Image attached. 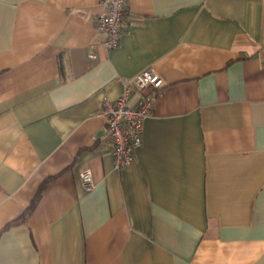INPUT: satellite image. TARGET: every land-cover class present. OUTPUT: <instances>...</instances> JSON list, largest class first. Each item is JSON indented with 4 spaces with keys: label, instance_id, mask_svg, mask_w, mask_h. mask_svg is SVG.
<instances>
[{
    "label": "crops",
    "instance_id": "1",
    "mask_svg": "<svg viewBox=\"0 0 264 264\" xmlns=\"http://www.w3.org/2000/svg\"><path fill=\"white\" fill-rule=\"evenodd\" d=\"M101 2L0 0V229L54 177L0 264H264V0H126L111 51ZM147 69L163 86L118 170L103 99Z\"/></svg>",
    "mask_w": 264,
    "mask_h": 264
},
{
    "label": "built area",
    "instance_id": "2",
    "mask_svg": "<svg viewBox=\"0 0 264 264\" xmlns=\"http://www.w3.org/2000/svg\"><path fill=\"white\" fill-rule=\"evenodd\" d=\"M101 4L102 10L95 19L96 30L106 35L105 48L115 50L120 46L124 35L127 3L126 0H102ZM90 57L93 58L94 55L91 53ZM122 82L123 93L115 101L104 98L99 113L104 120L103 139L118 170L129 168L135 151L143 145L145 119L153 114L155 97L163 86V79L153 69L144 70L132 78H124ZM149 91H154V95ZM135 92L139 94L137 104L130 106V97ZM80 180L87 191L95 187L90 168L80 173Z\"/></svg>",
    "mask_w": 264,
    "mask_h": 264
},
{
    "label": "trees",
    "instance_id": "3",
    "mask_svg": "<svg viewBox=\"0 0 264 264\" xmlns=\"http://www.w3.org/2000/svg\"><path fill=\"white\" fill-rule=\"evenodd\" d=\"M54 177H49L45 179L39 186L38 191L34 199L31 201V203L27 206L24 213L17 219H14L10 222H8L3 228L0 229V237L3 232L10 229L11 227L18 226L21 224H26L29 221V218L31 217L33 211L35 210L37 204L39 203L42 193L47 186V184L50 182L51 179Z\"/></svg>",
    "mask_w": 264,
    "mask_h": 264
}]
</instances>
